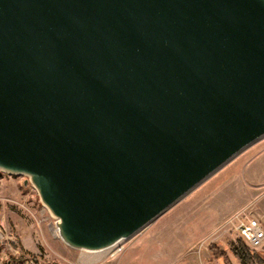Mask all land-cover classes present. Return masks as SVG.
<instances>
[{"label":"water","instance_id":"95a60500","mask_svg":"<svg viewBox=\"0 0 264 264\" xmlns=\"http://www.w3.org/2000/svg\"><path fill=\"white\" fill-rule=\"evenodd\" d=\"M264 134V0H0V169L76 249L130 237Z\"/></svg>","mask_w":264,"mask_h":264},{"label":"rangeland","instance_id":"374dc122","mask_svg":"<svg viewBox=\"0 0 264 264\" xmlns=\"http://www.w3.org/2000/svg\"><path fill=\"white\" fill-rule=\"evenodd\" d=\"M245 215L264 227V134L94 263L54 233L28 176L0 169V264H240L230 247ZM251 250L264 260V246Z\"/></svg>","mask_w":264,"mask_h":264},{"label":"built area","instance_id":"2783aa9c","mask_svg":"<svg viewBox=\"0 0 264 264\" xmlns=\"http://www.w3.org/2000/svg\"><path fill=\"white\" fill-rule=\"evenodd\" d=\"M235 230L239 238L251 249L264 246V227L255 218L238 217Z\"/></svg>","mask_w":264,"mask_h":264},{"label":"bare ground","instance_id":"6f19581e","mask_svg":"<svg viewBox=\"0 0 264 264\" xmlns=\"http://www.w3.org/2000/svg\"><path fill=\"white\" fill-rule=\"evenodd\" d=\"M233 157V156H232ZM229 160V159H228ZM227 160V161H228ZM226 162V161H225ZM224 162V163H225ZM223 163V164H224ZM223 164H221L218 168H220ZM218 168H216V170L218 169ZM216 170H214V171H216ZM213 171V172H214ZM213 172H211V173H213ZM210 173V174H211ZM209 174V175H210ZM208 175V176H209ZM207 178V176L204 178V179H206ZM204 179H202L201 181H203ZM201 181L199 182V183H201ZM199 183H197V184H199ZM196 184V185H197ZM195 185V186H196ZM193 188V187H192ZM191 188V189H192ZM189 191V190H188ZM187 191V192H188ZM186 192V193H187ZM186 193H184L182 196H180L176 201H178L179 199H181ZM175 201V202H176ZM156 218V217H155ZM154 218V219H155ZM153 219V220H154ZM153 220H151V221H149L148 223H146L144 226H146L147 224H149L150 222H152ZM144 226H142L141 228H143ZM140 228V229H141ZM140 229H138V230H140ZM137 230V231H138ZM53 231H54V233L56 234V235H58V229H57V227H55L54 229H53ZM136 231V232H137ZM133 234H135V232L133 233ZM132 234V235H133ZM124 239V238H123ZM121 241H122V239L121 240H118L117 242H115L114 244H112L111 246H108V247H106V248H103V249H99V250H88V252L89 251H91L90 252V254H88L87 256H86V258H85V260L86 261H88V262H92V263H94V262H98V261H100L102 258H104L106 255H107V253H108V255H110V256H113V255H115L116 254V252L117 251H119V250H121L122 249V246H120L121 244Z\"/></svg>","mask_w":264,"mask_h":264},{"label":"trees","instance_id":"16d2710c","mask_svg":"<svg viewBox=\"0 0 264 264\" xmlns=\"http://www.w3.org/2000/svg\"><path fill=\"white\" fill-rule=\"evenodd\" d=\"M230 248L240 264H264V260L259 253L251 250L243 243L241 238L236 243H231Z\"/></svg>","mask_w":264,"mask_h":264}]
</instances>
